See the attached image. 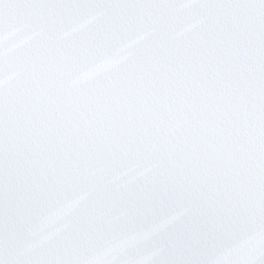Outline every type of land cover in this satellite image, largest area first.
Instances as JSON below:
<instances>
[{"label":"snow or ice","instance_id":"obj_1","mask_svg":"<svg viewBox=\"0 0 264 264\" xmlns=\"http://www.w3.org/2000/svg\"><path fill=\"white\" fill-rule=\"evenodd\" d=\"M0 264H264V0H0Z\"/></svg>","mask_w":264,"mask_h":264}]
</instances>
